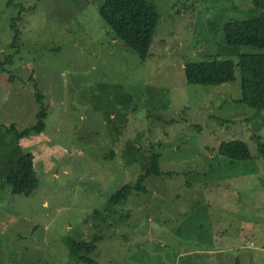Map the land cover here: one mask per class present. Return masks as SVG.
<instances>
[{
  "label": "rangeland",
  "instance_id": "1",
  "mask_svg": "<svg viewBox=\"0 0 264 264\" xmlns=\"http://www.w3.org/2000/svg\"><path fill=\"white\" fill-rule=\"evenodd\" d=\"M102 1L0 0V124H36L38 91L49 106L41 134L0 131V264H80L64 240L99 234L91 258L101 264H264V110L239 102V67L217 86L189 84L184 71L264 54L229 45L224 31L264 15V0H151L160 24L146 61L115 37ZM232 139L252 157L219 154ZM154 152L172 175L149 178V193L135 192L113 219L96 217ZM28 153L39 188L14 196L9 162Z\"/></svg>",
  "mask_w": 264,
  "mask_h": 264
},
{
  "label": "trees",
  "instance_id": "2",
  "mask_svg": "<svg viewBox=\"0 0 264 264\" xmlns=\"http://www.w3.org/2000/svg\"><path fill=\"white\" fill-rule=\"evenodd\" d=\"M99 12L115 33V37L137 52L142 60L146 61L152 55L151 49L160 24V14L151 0H103ZM22 14L21 11L19 16L12 20V30L15 32L14 44L19 39L17 22L23 20ZM224 31L226 41L231 46L264 49V15L232 21L226 24ZM237 67L241 69L243 91V97L239 102L256 110H264V54H244L241 56L239 66L231 60L221 59L187 63L184 70L185 79L189 84L195 85L217 86L231 83L237 80ZM36 96L40 105L36 124L21 130L15 124L10 126L0 124V131L4 129L9 133L14 132L17 138L44 132L47 127L49 106L43 93L38 91ZM258 146L264 158V143L260 138ZM218 152L232 159L233 162L247 161L252 157L249 146L243 139L223 141L219 145ZM161 157V153L154 152L151 166L139 177L137 184L120 187L111 197L108 208L104 212L96 211L94 215L101 218L105 212H108L107 218L113 219L114 214H117L115 207L126 205L135 192L149 193L146 185L149 178L172 175L162 170ZM34 159V154L28 153L9 162L10 171L6 177V184L14 196H31L39 188L40 181ZM105 240L106 237L99 234L94 235L89 241L66 238L64 244L74 262L101 264L91 258V255L98 251L99 244Z\"/></svg>",
  "mask_w": 264,
  "mask_h": 264
}]
</instances>
